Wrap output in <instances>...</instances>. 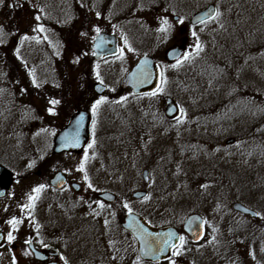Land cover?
<instances>
[{"label":"rangeland","instance_id":"obj_1","mask_svg":"<svg viewBox=\"0 0 264 264\" xmlns=\"http://www.w3.org/2000/svg\"><path fill=\"white\" fill-rule=\"evenodd\" d=\"M209 3L219 4L224 29L216 23L189 25L192 14ZM36 15L46 32H33ZM164 16L173 24L167 39L156 31ZM173 16L184 17V24H176ZM0 26V164L17 176L22 167L48 156L54 129L74 110H91L101 97L91 89L98 82L93 68L99 65L107 89L102 96L109 102L98 109L94 137L90 127L95 146L88 150L87 173H114L113 186L122 195L143 186L141 172L147 169L151 199L144 202L151 205L158 223L180 227L190 213L207 222L202 242L191 251L196 264H264V220L231 211V204L240 202L264 214V131H257L264 129V113L257 111V106L264 107V0H5ZM94 28L116 35L123 61H91ZM192 31L205 51L194 62L168 69L163 93L111 103L123 96L118 83L139 56L151 55L161 70L175 64L164 60L165 51L175 45L188 51L194 44ZM25 34L37 36L41 43L20 45ZM122 36L134 51L127 50ZM17 46L22 60L14 54ZM29 71L40 87H33ZM166 96L186 111L182 125L162 119ZM52 99L60 101L55 116L48 113ZM229 139L231 144L226 143ZM130 144L138 150L133 152ZM83 158L81 150L57 162L81 176L76 169ZM93 164L99 167L92 169ZM203 184L210 187L204 189Z\"/></svg>","mask_w":264,"mask_h":264},{"label":"flooded vegetation","instance_id":"obj_2","mask_svg":"<svg viewBox=\"0 0 264 264\" xmlns=\"http://www.w3.org/2000/svg\"><path fill=\"white\" fill-rule=\"evenodd\" d=\"M119 86L125 87L123 83H119ZM86 111L91 116V127L93 114L91 110ZM162 115L163 118H161L167 124L172 125L176 122L175 118L167 119L164 116V110ZM56 130L57 128L54 132ZM56 133L51 139L50 154L42 160L35 159L32 167H22V171L17 176L0 164L11 178V182L5 189L0 188V193L4 192L0 195V235L4 237L0 239V264H13V258H15V264H64V260L60 259L61 256L68 261V264H134L137 260L135 240L130 231L121 227L128 214L127 210L122 207L123 203L127 202L132 208L135 221H137L136 217H140L153 227L170 225L158 223L157 216L152 217L154 214L151 205L144 202L143 197L149 195L148 182H144L141 177L143 186H138L132 192L120 195L118 187L113 186L114 173H103L99 170L90 172L88 169L91 182L99 191L89 189L83 180V174L74 176L69 169L57 162L59 157L84 150L88 144L76 151L54 153L53 140ZM89 137L88 143H91V132ZM130 145L133 152L135 148L138 150V146ZM92 157L93 155H90V158ZM85 164L88 166L87 161ZM98 167L97 165L91 166L92 169ZM143 170L147 171V169ZM57 173H61L65 178V182L60 187L51 185V180ZM118 173L123 174V171ZM40 184L46 185V188L39 194V199L35 200L34 208L25 207L22 211L21 206L30 203L28 196L33 194L32 189ZM103 193L110 195L112 199L104 198L101 195ZM95 200H100L111 207L98 209L97 205L92 203ZM88 203H92V209H89ZM92 210L99 211L100 215H92ZM112 212L116 213L115 217L111 215ZM13 217L19 221L15 226L6 223ZM105 219L109 221L107 227L104 223ZM176 229L180 235L185 236L187 243L183 254L173 259L176 264H189L192 244L188 236L182 232L181 227H176ZM9 231H12L15 236L11 244L7 241ZM26 240H31L32 243L25 244ZM109 241H112L111 246ZM25 252L28 255H25ZM192 258V264H196L195 256ZM139 262L152 264L140 260ZM155 264H169V259Z\"/></svg>","mask_w":264,"mask_h":264},{"label":"snow or ice","instance_id":"obj_3","mask_svg":"<svg viewBox=\"0 0 264 264\" xmlns=\"http://www.w3.org/2000/svg\"><path fill=\"white\" fill-rule=\"evenodd\" d=\"M0 6H5V0H0ZM7 6L8 7H14L15 5H7ZM85 6L86 5L84 3H81V7H85ZM40 11L43 12V9H40ZM165 11H167V9ZM96 16L98 19L100 18V13L98 11L96 12ZM222 16H223V13L220 11L219 4H217V6L215 8L211 9L208 12H205L203 14V16L197 17V20L201 24L216 23L218 25L219 29H224V24L221 22ZM34 19L37 22V25H36V27L33 28V32H37V33L46 32L47 30L44 28L43 24L39 23L41 20V16L36 15L34 17ZM175 23L183 25L184 24V17L178 16L176 18ZM113 27L115 28L116 26L113 25ZM172 29H173V24L169 22V20L166 16L159 18V26L156 28V31L159 33H163L165 39H167V37L171 33ZM94 31L97 33V35H99V32H100L99 28H94ZM200 31L202 32V31H204V29L201 28ZM3 32H4L3 26H0V34H2ZM14 34L15 33H13V35ZM81 35L84 36V35H87V33H81ZM191 35L194 37V44L190 45L189 50L183 52V54L181 56H174L173 57L176 61L175 64L167 65L160 71V73H159L160 83L157 84L156 90H154L150 93H146V95L149 96V98L155 97L158 94L164 92V87L162 85H166L168 82L167 77L165 76V72L168 69L177 70L180 67H183L186 63L194 62L195 60L200 59L202 57V53H204L205 48L201 44V41H200L199 36L197 35L196 31H192ZM43 39L45 41H48L49 45H51V41L49 40V37L47 35H45L43 37ZM95 39H96V37H93V40H95ZM122 39H124V45L127 48V50L129 52L134 51V49L128 43L126 37L122 36ZM25 41H35L37 44L41 43V40L37 36H28L26 34L22 35L20 37V45H22ZM0 42H3V41L0 40ZM117 51L119 52L117 59L123 61V59H124L123 49H118ZM14 54L16 55V58L18 60H22V57L20 55V47L19 46H17V48L15 49ZM93 55H95V52L93 53ZM261 55H264V53H261ZM248 59H253V57H248ZM22 62H24V61H22ZM74 62L78 63V60L74 61ZM141 63H142V65L147 64V61L145 60V61H142ZM245 63H247V60L245 61ZM98 67H99V65H96L93 68V72L95 73L96 80L99 82V86L97 88V91H101L102 87L104 85V82L100 76V73L98 71ZM209 68H211L213 71H215L219 74L224 73V69L214 68V66H212V65H209ZM140 72H141V75L143 77V81H147L150 83L151 80L149 79V75H148L147 71L141 67ZM28 75L30 77H32L33 87H40V84L38 83V81L35 78L34 71H29ZM237 78H239V74L237 75ZM57 86H59V85H57ZM211 86H212V80L210 79L209 80V87H211ZM112 90L114 91L115 89H112ZM3 91H4L3 89H0V92H3ZM24 91H25V89H21V92H24ZM233 91H235V89H233ZM228 95H231V92H229ZM127 99H128L127 96H121L118 100L111 101V103L122 104V103L127 102ZM107 102H109L107 97L101 96L99 99H96L91 105V111L93 114V120H92L93 137L95 136V127H96L95 116L98 112L99 107L101 105L107 103ZM49 104L52 105V107L48 108V113H49V115L55 116L57 113L54 110V108L56 105L60 104V101L52 99L49 101ZM177 108H178V106L177 107H171L169 110H170V112H172V111H176ZM178 110H179L180 115L175 117V119H176V125L175 126L182 125L183 123L186 122V115H187L186 111L183 108H178ZM257 111L260 113H264V107L257 106ZM253 114L255 115V113H253ZM83 118H84L83 115H81L80 119L76 121L77 133H76L75 137H70L66 133L65 136L62 138L65 141L66 146L79 147V131H78V129H79L80 121L83 120ZM42 131H46V130L42 129ZM257 131H264V129H258ZM94 146H95V140L93 139V141L91 143H88L87 147L84 149V158L81 160V163L76 170L78 172L83 173V180L89 189H92L93 191H99L98 189L94 188V186L91 182V178L88 175L87 171L85 170V163L89 159L88 150L93 149ZM237 147H239V145H237ZM216 151H219V149H217ZM94 156H95V153H93V158H94ZM28 166L32 167L33 164L30 163ZM178 172H179V166H178ZM142 175H143V178L145 180L149 179V177L147 175H144V174H142ZM57 179L61 180L62 178L57 177ZM54 183H55V181H54ZM76 187H79V185H76ZM149 187H152V185H149ZM201 187L204 189H207L208 187H210V185L203 184V185H201ZM45 188H46V185H44V184H40V185L34 187L32 189L33 194L28 196V200L30 203L26 206H21V210L24 211L25 207L34 208L35 200L39 199V194L42 193L45 190ZM3 194L4 193H0V195H3ZM81 199H83V198H81ZM107 199L111 200L112 197L110 195H108ZM150 199H151L150 195H145L143 197L144 201H148ZM85 203H87V201H85ZM92 203H95L97 205V208L101 209V210L105 209V207H111V205H106L104 202H102L100 200H95ZM92 203H88L89 209H92ZM122 207L124 209H126L129 214L132 213V208L130 207V205L127 202L123 203ZM243 210L245 212L251 211L248 208H245ZM91 214L94 216H99L100 212L96 211V210H92ZM111 215L113 217H115L116 213L112 212ZM251 215L253 217H259L260 219L264 220V214H262L260 211H251ZM132 220L134 223L137 224V227H135L133 229V232H134V234H136V238L140 241V244H141L140 251H141L142 255L151 256V258L153 260H157L158 256L160 254H163L165 251H170L171 255L168 257L169 264H176V261L173 258L178 257V256L183 254V251L185 249V245L187 243L185 236L184 235H178L177 233H175L173 231H169L163 235L153 234V233L149 232L143 225L138 224V222L135 221V217H132ZM6 223H8L9 225L15 226L16 224L19 223V221H17L16 218L13 217L12 219L8 220ZM104 223H105V226L107 227L109 224V221L107 219H105ZM206 223L207 222L205 221V222L200 224L201 231L199 233L193 232V235L196 236L197 239L203 238V228H204ZM215 231H217V229L213 228V232H215ZM3 238L4 237L2 235H0V239H3ZM14 240H15V236H13L12 231H9L7 234L8 243L11 244ZM214 240H215V237L210 239L208 241V243L211 244L214 242ZM31 243H32L31 240L25 241V244H31ZM109 244L111 246L112 241H109ZM261 251L264 252V245H262ZM24 254L28 255L27 252H25ZM250 255H252V253H250ZM60 259L64 260V264H68V261L65 260V258L63 256H61ZM113 259H115V257H113ZM253 259H255V256H253ZM139 260H140V258L137 257V260L134 262V264H139ZM13 264H15V258H13Z\"/></svg>","mask_w":264,"mask_h":264},{"label":"water","instance_id":"obj_4","mask_svg":"<svg viewBox=\"0 0 264 264\" xmlns=\"http://www.w3.org/2000/svg\"><path fill=\"white\" fill-rule=\"evenodd\" d=\"M214 6L212 4L207 5L204 9L196 12L191 18H190V24L196 25L199 24L197 17L203 16L205 12L210 11L213 9ZM95 40L92 41L91 44V51H92V59L94 61H100L102 59L112 57L118 54V48H117V39L114 35L100 32L99 35H95ZM95 52V55L93 53ZM182 53V49L179 46H174L166 51L165 58L167 61H175L173 58L174 56H180ZM147 61V64L142 65V61ZM144 68L148 75L151 82L143 81V77L140 72V68ZM160 70L158 65L155 63L154 59L148 55H145L138 59V61L135 63V65L126 73L123 81L126 83V86L131 90L133 95H140V94H146L150 93L154 90H156L157 84L160 83ZM135 74V75H134ZM99 84H95L93 86V90L97 95H101L105 91V87H102L101 91H97ZM171 107H177L176 103L170 98L167 97L165 99V106H164V114L168 118H174L178 114V108L176 111L170 112ZM83 115V120L80 121L79 125V147H70L66 146L65 141L62 139L65 134L67 133L70 137H75L77 133V124L76 121L80 119V116ZM90 121V115L89 113L85 111H77L74 114L71 115L69 122L65 127H63L59 133L56 135V137L53 140V152L54 153H60L62 151H67L68 149H78L85 145L88 141V125ZM146 175V172L143 173ZM57 177L62 178L61 180H58ZM55 181V183H54ZM11 182V178L9 173L0 167V188L5 189V187ZM65 182V178L61 173H57L54 175V177L51 180V184L55 187H60ZM103 196H108V194H104ZM242 204L240 203H234L232 204V209L234 211H237L241 214L249 215L250 217H253L251 215V211L245 212L243 209H245ZM139 219V218H138ZM141 222H143L141 219H139ZM203 219L197 215L193 214L187 217V219L184 222L183 229L191 236L192 240L194 242H198L200 239H197L196 236L193 235V232L199 233L201 231L200 224L203 223ZM132 222V215L128 214L125 217V223L122 225L123 228L128 229L132 232L134 238L137 241V253L138 256L144 260V261H150V262H158L160 260L167 259L170 255V251H165L163 254H160L158 256L157 260H153L151 256H145L142 255L140 248L141 244L140 241L136 238V234H134L133 229L137 227V224ZM139 224V222H138ZM143 225V224H142ZM149 232L153 234H159L163 235L169 231H173L175 233L176 230L172 227H164L161 229L158 228H152L146 224L143 225ZM178 234V233H177ZM203 234H204V228H203Z\"/></svg>","mask_w":264,"mask_h":264}]
</instances>
